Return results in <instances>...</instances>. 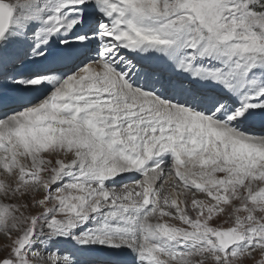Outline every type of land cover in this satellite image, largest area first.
Instances as JSON below:
<instances>
[{
	"label": "snow or ice",
	"instance_id": "6c2138e0",
	"mask_svg": "<svg viewBox=\"0 0 264 264\" xmlns=\"http://www.w3.org/2000/svg\"><path fill=\"white\" fill-rule=\"evenodd\" d=\"M0 264H264V0H0Z\"/></svg>",
	"mask_w": 264,
	"mask_h": 264
},
{
	"label": "bare ground",
	"instance_id": "6f19581e",
	"mask_svg": "<svg viewBox=\"0 0 264 264\" xmlns=\"http://www.w3.org/2000/svg\"><path fill=\"white\" fill-rule=\"evenodd\" d=\"M255 130L256 131H259L260 129H259V127L257 126L256 128H255ZM172 182H175L174 180L172 181ZM176 183V182H175ZM167 185H165V187H166Z\"/></svg>",
	"mask_w": 264,
	"mask_h": 264
},
{
	"label": "rangeland",
	"instance_id": "374dc122",
	"mask_svg": "<svg viewBox=\"0 0 264 264\" xmlns=\"http://www.w3.org/2000/svg\"><path fill=\"white\" fill-rule=\"evenodd\" d=\"M176 182V181H175ZM175 182H171L172 184H175ZM169 187V185H167L165 188L167 189Z\"/></svg>",
	"mask_w": 264,
	"mask_h": 264
}]
</instances>
